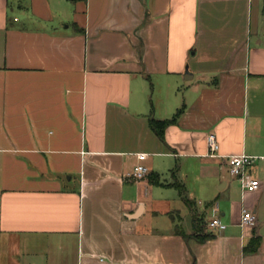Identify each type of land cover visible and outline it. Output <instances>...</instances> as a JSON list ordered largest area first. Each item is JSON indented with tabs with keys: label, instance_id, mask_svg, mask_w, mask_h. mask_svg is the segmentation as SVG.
<instances>
[{
	"label": "crops",
	"instance_id": "crops-1",
	"mask_svg": "<svg viewBox=\"0 0 264 264\" xmlns=\"http://www.w3.org/2000/svg\"><path fill=\"white\" fill-rule=\"evenodd\" d=\"M239 154L264 155V0H0V264H264Z\"/></svg>",
	"mask_w": 264,
	"mask_h": 264
},
{
	"label": "built area",
	"instance_id": "built-area-1",
	"mask_svg": "<svg viewBox=\"0 0 264 264\" xmlns=\"http://www.w3.org/2000/svg\"><path fill=\"white\" fill-rule=\"evenodd\" d=\"M207 156L218 157L219 146L216 141L214 134L209 133L206 136ZM138 163L134 166L131 176L135 180H142L148 175V168L142 164L145 160L146 155L139 153L136 155ZM226 163L228 166V173L231 177L236 178L240 183L241 189L246 190H257L259 188L258 180L254 179L250 174V167L256 160H263V156H249L245 154L226 156ZM256 222L255 215L243 209L241 211L239 225L242 228L253 227ZM207 227L213 231H222L226 227L218 219L212 218L208 221Z\"/></svg>",
	"mask_w": 264,
	"mask_h": 264
},
{
	"label": "trees",
	"instance_id": "trees-1",
	"mask_svg": "<svg viewBox=\"0 0 264 264\" xmlns=\"http://www.w3.org/2000/svg\"><path fill=\"white\" fill-rule=\"evenodd\" d=\"M179 114H180V111H177V113L175 115H173L172 118L169 120H163V121L151 120L150 121V127L158 135V137L162 139L165 127L168 124L173 123ZM153 182L158 183L157 177L155 180H153ZM178 187H181V186H178ZM199 221L200 220L197 218L194 219L195 228L197 227V223ZM256 245H257V240H251L249 245L247 246V249L249 251H254L256 248Z\"/></svg>",
	"mask_w": 264,
	"mask_h": 264
}]
</instances>
